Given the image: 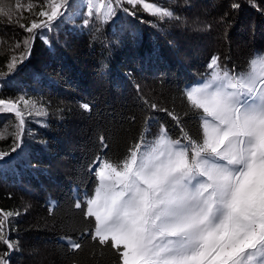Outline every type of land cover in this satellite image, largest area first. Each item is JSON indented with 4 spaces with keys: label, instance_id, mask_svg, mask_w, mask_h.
I'll use <instances>...</instances> for the list:
<instances>
[{
    "label": "trees",
    "instance_id": "1",
    "mask_svg": "<svg viewBox=\"0 0 264 264\" xmlns=\"http://www.w3.org/2000/svg\"><path fill=\"white\" fill-rule=\"evenodd\" d=\"M26 1L0 0V6L6 11L12 8L13 20L20 16V22L28 24L33 16L27 4L44 0ZM17 2L23 5L19 10ZM177 2L180 5L171 7L180 17L177 28L156 17L143 20L145 13L139 8L131 15L135 22L122 23L125 17L84 27L82 17L74 23L57 20L51 31L45 30L47 42L38 35L17 71L0 78V98L27 93L48 111L46 117L29 118L21 148L11 154L19 159L14 166L0 168V209L21 213L8 225L11 238L19 242L10 264H25L23 260L36 250L47 255L48 264H116L115 250L91 241L89 222L74 208L76 196L93 189L88 168L101 151L99 137L104 135L109 143L105 152L123 155L141 132L145 117L155 115L159 122L152 125L149 138L158 133L161 123L172 138H179L171 118L153 113L143 101L183 115L187 106L182 92L205 76L213 55L230 68L235 63L239 70L250 57L264 52V0ZM232 3H238L239 9L233 10ZM175 30L185 31L187 40L207 35L210 42L213 36L215 40L218 36V43L223 41L202 58L193 57L177 41ZM27 35L0 16V71L7 72L10 49ZM83 103L90 105V111L81 108ZM15 123L11 114H0V130L6 127L13 132ZM187 128L195 137L197 123L192 120ZM12 146L11 135L0 140V151H10ZM67 237L81 240V249L73 252ZM4 250L0 245V252ZM40 257L44 260V254Z\"/></svg>",
    "mask_w": 264,
    "mask_h": 264
},
{
    "label": "snow or ice",
    "instance_id": "2",
    "mask_svg": "<svg viewBox=\"0 0 264 264\" xmlns=\"http://www.w3.org/2000/svg\"><path fill=\"white\" fill-rule=\"evenodd\" d=\"M70 6L71 0L30 2L26 7L33 18L28 24L20 16L13 20L12 8L0 6V16L28 34L10 49L7 72L0 71V78L17 71L38 35L47 42L44 33L53 22L72 18ZM86 6L87 16L95 12L101 24L117 11L134 16L137 8L161 21L180 19L157 0H86ZM22 7L17 2L16 9ZM239 7L231 4L233 10ZM89 23L84 20L85 26ZM207 69L201 80L185 86L183 115L143 101L153 113L171 118L179 138L173 139L164 123L149 138L159 122L155 115L145 117L123 155L105 152L109 143L99 137L101 151L88 168L93 189H85L83 197L78 194L74 208L89 222L91 241L115 250L116 264H264V52L239 70L213 55ZM81 108L90 111L87 103ZM0 114H11L16 121L13 132L0 130V140L13 138L11 150L0 151V168H6L19 159L11 154L21 148L29 118L46 117L48 111L23 93L0 98ZM192 120L198 125L195 137L187 128ZM20 214L0 209V245L5 246L0 264H10L11 253L19 250L8 225ZM66 239L73 252L81 249V240Z\"/></svg>",
    "mask_w": 264,
    "mask_h": 264
},
{
    "label": "rangeland",
    "instance_id": "3",
    "mask_svg": "<svg viewBox=\"0 0 264 264\" xmlns=\"http://www.w3.org/2000/svg\"><path fill=\"white\" fill-rule=\"evenodd\" d=\"M30 0H27L25 3H28ZM178 0H157V2L161 5H163L165 8H170L175 5V4H178L180 5L179 2H177ZM195 0H190V3L192 5H194L195 3ZM124 7H128V8H131V6L125 4ZM176 7V5H175ZM69 14L72 15V18L71 19H58V20H66V21H70V22H75V19L78 17H82L81 19V22L82 24L84 25V20L85 19H90V23L88 25H84V27H93L94 25V22L97 21L96 20V16H95V12H94V15L93 17L89 18L87 16V12H88V8L86 6V0H71V6L69 8ZM141 11V10H140ZM145 13V12H143ZM121 15V17H119V15ZM145 16H142L141 18L143 20L146 19V17H154L148 13H145L144 14ZM135 16V15H134ZM125 17H128L127 20L123 21L122 23H125V22H128V21H132L134 20L135 22V19H133L131 17V15L129 14H126L125 12L123 11H117L116 12V15L115 16H112L108 21L112 22L114 21L115 19H118V18H125ZM114 19V20H113ZM147 20V19H146ZM56 22V21H55ZM54 23V22H53ZM165 23L166 24H169L171 26H174L175 28L178 27V21L177 20H165ZM176 31V35L179 36V39L177 41H179L181 43V45H185V49L189 52L192 53V56L193 57H196V56H200V58H202L203 54H206L212 46L214 47H218L220 48V44L221 42L223 41H220V43H218V36L216 37L217 39L215 40L214 39V36L211 37L212 40L210 42L209 39L206 38L207 35H204L202 36L203 38L201 39H196V40H187V37L185 35V31L183 30H175ZM202 48V49H201ZM213 48V47H212ZM186 59H188V57H186ZM210 61V60H209ZM208 71V70H207ZM7 115V114H6ZM160 128V127H159ZM159 128H158V132H159ZM25 132V131H24ZM174 139V138H173ZM176 139V138H175ZM25 253V252H24ZM36 254H33L32 256L29 257L28 260H23L25 262V264H48L46 261H45V258H47V255L42 252V251H39V250H36L35 252ZM26 254V253H25ZM44 254V260L40 257V256H43ZM21 260V259H20ZM22 261V260H21Z\"/></svg>",
    "mask_w": 264,
    "mask_h": 264
}]
</instances>
